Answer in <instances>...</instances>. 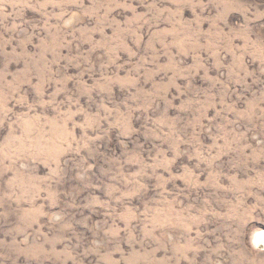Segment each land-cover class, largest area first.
<instances>
[{
  "label": "rangeland",
  "instance_id": "374dc122",
  "mask_svg": "<svg viewBox=\"0 0 264 264\" xmlns=\"http://www.w3.org/2000/svg\"><path fill=\"white\" fill-rule=\"evenodd\" d=\"M264 0H0V264H264Z\"/></svg>",
  "mask_w": 264,
  "mask_h": 264
},
{
  "label": "bare ground",
  "instance_id": "6f19581e",
  "mask_svg": "<svg viewBox=\"0 0 264 264\" xmlns=\"http://www.w3.org/2000/svg\"><path fill=\"white\" fill-rule=\"evenodd\" d=\"M256 244L263 245L264 246V233L259 234V236L256 239Z\"/></svg>",
  "mask_w": 264,
  "mask_h": 264
}]
</instances>
